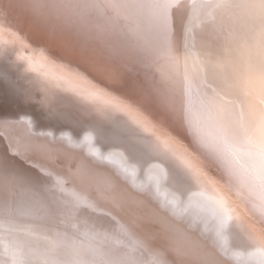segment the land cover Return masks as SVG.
<instances>
[{"label":"bare ground","instance_id":"bare-ground-1","mask_svg":"<svg viewBox=\"0 0 264 264\" xmlns=\"http://www.w3.org/2000/svg\"><path fill=\"white\" fill-rule=\"evenodd\" d=\"M117 2L102 48L0 0V264H238L261 218L200 140L213 88L247 106L253 21Z\"/></svg>","mask_w":264,"mask_h":264},{"label":"snow or ice","instance_id":"snow-or-ice-1","mask_svg":"<svg viewBox=\"0 0 264 264\" xmlns=\"http://www.w3.org/2000/svg\"><path fill=\"white\" fill-rule=\"evenodd\" d=\"M139 8L165 9L158 0H135ZM19 6L34 20L44 23L55 38L72 30L78 35H95L102 48L107 47L100 36L102 29L93 24L97 13L119 9L117 0H19ZM183 5H177V8ZM193 11L243 10L253 21L255 32V65L245 80L247 106L239 105L232 98L230 88L212 89L208 102L209 119L215 128V136L201 138L202 146L224 168L229 182L235 181L245 189L252 200L261 223L250 224L242 251L235 255L238 264H264V0H191ZM94 29H97L95 33ZM246 159L239 166L240 158ZM213 211L223 221L229 211L226 197L211 200Z\"/></svg>","mask_w":264,"mask_h":264},{"label":"rangeland","instance_id":"rangeland-1","mask_svg":"<svg viewBox=\"0 0 264 264\" xmlns=\"http://www.w3.org/2000/svg\"><path fill=\"white\" fill-rule=\"evenodd\" d=\"M3 79H4V78H3V76H2V77H0V85H2V84H3V81H4ZM1 101H2V102H4L5 100H4V99H1ZM17 111H18V110H17ZM18 112H19V111H18Z\"/></svg>","mask_w":264,"mask_h":264}]
</instances>
